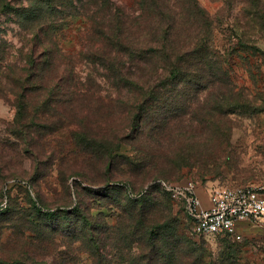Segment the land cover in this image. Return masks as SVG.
I'll list each match as a JSON object with an SVG mask.
<instances>
[{
	"label": "rangeland",
	"instance_id": "rangeland-1",
	"mask_svg": "<svg viewBox=\"0 0 264 264\" xmlns=\"http://www.w3.org/2000/svg\"><path fill=\"white\" fill-rule=\"evenodd\" d=\"M114 1L125 8L134 5V0ZM198 1L212 19L208 33L211 46L237 90L248 101L220 117L230 127L225 144L208 149L205 142L200 143L202 147L193 152L194 159L189 166L167 172L166 177L159 176L156 183L154 179L140 184L117 180L123 181L127 186L124 187L113 183L115 180L107 182L105 161L90 159L87 151L94 147L86 148L83 141L78 143L72 137V131L83 129L86 117L87 126L98 132L109 130L108 123L119 119L110 117L109 109L98 107L95 101L98 95L102 99L108 100L107 96H111L117 100L118 94L117 88L94 70L93 63L83 60L80 53L90 29L88 18L77 14L83 12L82 4L76 0L73 3L52 0L43 4L41 16L34 20L25 9L38 7L35 0H0V175H6L0 182V256H13L15 242L21 244L25 238L30 241L41 236L38 229L45 222L40 220L35 206L53 210L75 207L114 225L127 199L140 197L147 191L149 198L171 208V214L178 218L179 231L202 250L208 264L217 263L219 255L229 249L235 264H264L263 223L244 225L240 239L229 235H195L181 204L172 203L169 193L157 182L192 181L199 190L208 193L210 186L244 185H255L264 192V31L255 22L260 17L251 18L254 6L248 0ZM48 48H52L61 67L72 68L68 84L52 79L54 70L41 73L39 79L36 76L33 64ZM60 86L71 90L77 87L76 95H87L66 107L71 101L66 98L61 104L65 96L59 94L65 89ZM45 87L53 89L57 95L53 97L55 102L44 96ZM21 92L25 95L26 110L23 116H17V93ZM119 101L124 103L123 95H119ZM208 102L201 100L200 104L205 107ZM197 104L193 105L194 112H211L198 108ZM88 105L94 109H87ZM96 121L101 122L98 125ZM119 153L130 155L133 151L128 144H123ZM114 168L115 177L120 168L125 169L118 164ZM1 209L7 211L2 213ZM71 220L76 221V217L71 216ZM47 224L44 235L50 244L49 247L39 245L47 248L37 253L40 259L55 264L58 261L94 264L86 246L76 239L75 231L65 219L50 220ZM53 224L59 226L58 230H50ZM135 247L130 252L132 257L139 253ZM52 256L56 259L52 260Z\"/></svg>",
	"mask_w": 264,
	"mask_h": 264
},
{
	"label": "trees",
	"instance_id": "trees-1",
	"mask_svg": "<svg viewBox=\"0 0 264 264\" xmlns=\"http://www.w3.org/2000/svg\"><path fill=\"white\" fill-rule=\"evenodd\" d=\"M35 1L38 7L25 9L34 20L41 16L43 4L52 0ZM68 1L73 3V0ZM76 1L82 4L83 11L77 14H84L90 22L80 51L83 60L93 63L94 70L117 88V100L107 96L109 102H106L108 100L98 95L95 101H98V107L109 109L110 117L119 119L108 123L109 130L98 132L87 126L89 121L86 117L83 129L72 131V137L78 143L83 141L88 146L86 148L94 147L87 151L90 159L105 161L109 175L105 179L107 182L115 180L113 183L127 187L123 181L117 180L138 184L155 181L159 176L166 177L168 173L189 166L194 159L193 152L202 147L200 143L205 142V148L210 149L215 144L227 142L230 127L220 121V117L248 100L237 90L212 48L208 37L212 19L198 0H134V5L129 8L114 0ZM248 1L254 6L251 18L260 17L255 22L264 31L262 0ZM42 53L33 64L38 79L41 73L54 70L52 79H61L64 85L68 84L72 68L61 67L52 48ZM73 88L75 90L68 87L59 91V96H65L61 104L66 98L71 101L66 107L87 95H76L79 88ZM43 92L45 97L55 102L53 99L56 97H53L57 95L53 89L45 87ZM17 94V116H23L25 95L23 92ZM119 95L124 96L123 104ZM201 100L209 102L204 107ZM195 102L198 108H207L211 112H194ZM88 108L94 109L89 105ZM100 122L96 121L98 125ZM198 137L202 139L196 140ZM123 144H128L133 153H119ZM116 164L125 169L120 168L115 177L112 171L116 170ZM5 178L6 175H0V182ZM146 193L127 199L128 203L120 209L114 225L75 207L53 210L35 206V209L41 216L40 220L45 222L42 223L44 226H48L50 220L59 222L65 219L75 231L76 239L86 246L94 264H208L202 250L179 231L178 218L171 214V208L158 199L149 198ZM170 200L173 203L171 197ZM6 211L1 209L2 213ZM71 216H75L76 221H72ZM44 226L38 229L42 237L30 241L25 238L21 244L15 242L14 255L0 256V264H55L37 255L42 249H47L40 244L47 247L50 244L44 235ZM50 227L54 231L59 228L54 224ZM24 245L26 248H21ZM133 247L139 250L135 257L130 255ZM213 264H235L230 249L222 252L218 262Z\"/></svg>",
	"mask_w": 264,
	"mask_h": 264
},
{
	"label": "built area",
	"instance_id": "built-area-1",
	"mask_svg": "<svg viewBox=\"0 0 264 264\" xmlns=\"http://www.w3.org/2000/svg\"><path fill=\"white\" fill-rule=\"evenodd\" d=\"M158 183L190 219L191 232L198 236L229 235L241 238V229L248 223L264 224V192L255 185L209 187L208 207L202 205L197 186L192 181Z\"/></svg>",
	"mask_w": 264,
	"mask_h": 264
},
{
	"label": "crops",
	"instance_id": "crops-1",
	"mask_svg": "<svg viewBox=\"0 0 264 264\" xmlns=\"http://www.w3.org/2000/svg\"><path fill=\"white\" fill-rule=\"evenodd\" d=\"M185 182H186V181H185ZM185 182H183V183H185ZM197 193H198V195H199L200 198H201L202 205H203L204 207H208V206L210 205V202H209V193H208V191H205V190H199V189L197 188Z\"/></svg>",
	"mask_w": 264,
	"mask_h": 264
}]
</instances>
